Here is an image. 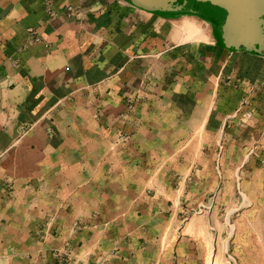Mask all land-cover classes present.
I'll return each instance as SVG.
<instances>
[{"label": "crops", "instance_id": "1", "mask_svg": "<svg viewBox=\"0 0 264 264\" xmlns=\"http://www.w3.org/2000/svg\"><path fill=\"white\" fill-rule=\"evenodd\" d=\"M262 127L264 53L218 0H0V264H54L66 239L109 264L153 235L180 156Z\"/></svg>", "mask_w": 264, "mask_h": 264}, {"label": "rangeland", "instance_id": "2", "mask_svg": "<svg viewBox=\"0 0 264 264\" xmlns=\"http://www.w3.org/2000/svg\"><path fill=\"white\" fill-rule=\"evenodd\" d=\"M244 115L250 117V112ZM228 145L233 153L226 152ZM244 147L215 139L205 156H180L178 173H170L159 189L162 201L154 204L158 219L147 220L153 235L148 241L139 239L138 247L128 252L115 245L106 254V263L172 264L179 223L181 235L185 231L190 238L186 245L190 264H264V127ZM194 159L196 168L187 169ZM173 194L181 195L179 203H173ZM49 221L45 224L51 238L55 232ZM47 256L54 264H82L68 239Z\"/></svg>", "mask_w": 264, "mask_h": 264}, {"label": "water", "instance_id": "3", "mask_svg": "<svg viewBox=\"0 0 264 264\" xmlns=\"http://www.w3.org/2000/svg\"><path fill=\"white\" fill-rule=\"evenodd\" d=\"M244 31L250 49L264 51V0H218Z\"/></svg>", "mask_w": 264, "mask_h": 264}, {"label": "built area", "instance_id": "4", "mask_svg": "<svg viewBox=\"0 0 264 264\" xmlns=\"http://www.w3.org/2000/svg\"><path fill=\"white\" fill-rule=\"evenodd\" d=\"M248 114V113H247Z\"/></svg>", "mask_w": 264, "mask_h": 264}]
</instances>
